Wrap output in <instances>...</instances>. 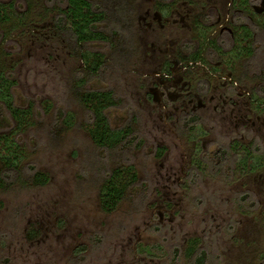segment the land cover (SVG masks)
<instances>
[{
    "label": "rangeland",
    "instance_id": "obj_1",
    "mask_svg": "<svg viewBox=\"0 0 264 264\" xmlns=\"http://www.w3.org/2000/svg\"><path fill=\"white\" fill-rule=\"evenodd\" d=\"M90 2L118 13L102 25L109 41L79 48L101 56L94 74L71 35L50 30L63 0H0V68L15 81L14 105L30 108L32 121L15 136L20 175L0 188V264H194L200 252L201 264H264L262 30L252 28L261 49L242 63L231 60L243 54L235 45L243 37L230 36L240 23L229 0ZM187 57L205 65L188 66ZM227 60L236 86L221 82ZM107 90L116 101L105 111L109 126L130 131L112 150L94 144L93 116L80 102L83 92ZM241 112L249 125L236 143L230 136ZM191 114L201 128L181 122ZM14 128L0 104V134ZM128 166L135 181L103 211L102 183ZM36 173L43 184L32 181ZM190 239L197 244L188 259Z\"/></svg>",
    "mask_w": 264,
    "mask_h": 264
},
{
    "label": "trees",
    "instance_id": "obj_2",
    "mask_svg": "<svg viewBox=\"0 0 264 264\" xmlns=\"http://www.w3.org/2000/svg\"><path fill=\"white\" fill-rule=\"evenodd\" d=\"M63 2L65 3L64 8H57V12L52 17V28H50V30H54L58 34H63L66 32L67 34H70L72 41L76 45L78 53L79 48L83 45L87 46L90 43H95L99 41H109L107 30L102 29V25L110 21V12H112L111 15L113 16L114 14L118 15L115 7L111 9L109 8V11L106 10L107 13H105V11H102L98 6H94L90 2V0H63ZM231 6L234 9L236 8L248 10L245 0H235L233 5ZM3 18L7 19V16L4 15ZM235 20L237 22H240L239 20L241 19L236 18L234 19V21ZM238 25L234 27V29H238L235 31L236 33L234 37H236V34H238L237 37L242 36L243 38L239 40V42L242 40L245 41L249 39L251 36L250 30L244 26H241L240 24ZM235 45H239L238 47H242L240 46V44ZM233 48L234 49L231 50L232 52L235 51V46ZM246 49L250 48L246 45V47L241 49V51L245 52ZM252 52L253 50H251L250 54L246 53V57H249ZM228 55L232 56L231 52ZM241 55L242 54L238 56L237 54L236 58L235 56H232L233 58H231V60H237L239 62L241 61L242 63L246 62L243 60V58L246 57H243ZM3 56L6 57L8 56V54L3 52ZM79 56L83 59L84 64H88L89 67H91V71L93 72V74L101 68L102 62L100 60L101 56L99 54L84 51L80 52ZM184 59L185 60H183V62H199V60L197 59H188V57ZM239 65V71H246L242 69L243 65ZM261 65H264V60L263 64H260V66ZM223 67L225 68L224 70L229 74L234 73L235 67L233 66L230 60L223 62ZM8 75L9 73L7 70L4 71L2 68H0V104L8 112L11 121H14L15 128L10 132V134H0V165L2 167L0 171V188H6L8 186L6 182L11 173H16L17 175L20 173V165L21 161L24 159V154L22 150H20L19 144L15 136L18 132L24 131L25 129L29 128L32 123L30 118V108L28 109L27 107L24 109H20L16 107L13 103L11 89L14 86L15 81L14 79L9 78ZM243 77L246 78L245 76ZM243 77L238 76L240 81L243 80ZM260 80L264 81V70L262 71V76L260 77ZM251 95L252 96H250V98L256 100L257 102L259 101V97L258 99L256 96L254 97L253 94ZM80 99V102L84 103L86 106L88 105L89 112L93 116V128L90 130V137L93 140L94 144L99 148H104L107 150H112L119 147V145L128 137L130 131L128 130V128L112 129L108 124L107 118L105 116V111L116 105L113 93L109 90L86 91L81 94ZM259 104H261L260 101L256 103V106H258ZM181 118V122H183L184 125L187 126L197 124L198 121V118L193 114L189 116H183ZM64 122L68 123L67 118ZM31 179L37 184H43L46 181V178L40 173L34 174ZM134 181L135 173L129 166L127 168H117L112 171L108 179L103 182L100 187L99 200L101 204V209L105 212H112L116 208L117 204L124 197L128 189H130L129 186ZM263 214L262 225L264 228ZM196 244L197 241L195 239H190L187 242L184 251L185 256H187L188 259L191 258L193 252H196ZM83 250L84 247H78L75 251L76 253H78ZM203 257L204 253L200 252L198 256L194 259V264H201Z\"/></svg>",
    "mask_w": 264,
    "mask_h": 264
},
{
    "label": "flooded vegetation",
    "instance_id": "obj_3",
    "mask_svg": "<svg viewBox=\"0 0 264 264\" xmlns=\"http://www.w3.org/2000/svg\"><path fill=\"white\" fill-rule=\"evenodd\" d=\"M246 1V4H247V8H248V10H242V9H234L233 7H232V9L236 12L235 13V17L234 18H232L233 19V21H234V19H236V18H240L241 20H239L240 22H237L236 20L234 21V22H237V23H240V25L241 26H244V27H246V28H248L249 30H250V32H251V36H250V38L249 39H247V40H245V41H241V43H239L240 44V46H242V47H240L241 49H243L244 47H246V45L251 49V50H253V52L252 53H255L254 54V56H253V58H255V56H256V54H257V51L258 50H260L261 49V44L260 45H256V43H255V38H254V33H253V27H258V29H260V30H262V31H260V32H262L263 34H264V0H245ZM256 1H259V7L258 6H256V5H254V2H256ZM231 4H232V0H229V2H228V6H231ZM171 15H172V13L170 14V18H171ZM175 16H179V14H176ZM254 16V17H253ZM179 17H181V16H179ZM189 17V16H188ZM175 18L176 17H174L173 19H171V20H169V22L171 21V22H175L174 20H175ZM182 18V17H181ZM254 19H257V20H254ZM257 21H258V24H257ZM242 22V23H241ZM261 24H263V25H261ZM235 26H237V25H234V27ZM239 26V25H238ZM253 28V29H252ZM234 29V28H233ZM252 29V30H251ZM231 38H233L234 36H235V32L233 33L232 31H231ZM249 42V43H248ZM233 48V47H232ZM232 52V51H231ZM241 56H243V57H246V53L244 54V52H243V54L241 55ZM242 57V58H243ZM252 57V56H251ZM252 58H250L249 59V57H246V58H243V60L244 61H249V60H251ZM264 59V58H263ZM260 62L262 61V60H259ZM197 64L196 65H198V66H201V64H200V62H196ZM188 64V66H190V65H192L191 64V62L190 63H187ZM193 64H195V63H193ZM177 65V66H176ZM176 67H175V70H177V69H179V73L178 74H183L184 72V70H185V68H184V66H183V64L179 61V62H177L176 63ZM205 64H202V66H204ZM209 68H211V67H213V66H208ZM211 69H213V70H215V69H217V68H211ZM259 73H261V76H262V71H260ZM259 73H258V75H259ZM178 74H176V75H178ZM174 75H167V76H165L164 77V79H166V80H168V79H170V78H172ZM180 77L181 76H179L178 77V79H180ZM212 77V76H211ZM176 79V78H175ZM174 79V80H175ZM214 79H216V76L214 77ZM173 80V81H174ZM231 81H232V84L234 83V85H235V82H234V80H232V78H231V76H230V74L227 72V74H226V77L225 78H223V79H221V82L222 83H224V84H228V83H230L231 84ZM236 86V85H235ZM207 87V86H206ZM205 88H203V89H197L196 91L198 92V93H201V92H203V91H205L204 90ZM224 91H227V89H225ZM233 91V90H232ZM227 92H229V91H227ZM236 92V91H235ZM232 93V92H231ZM202 94V93H201ZM261 105H263L264 106V104H261ZM232 113H237V111L236 110H233V111H231V112H229L226 116H225V119H227V120H230L233 116L231 115ZM242 113V112H241ZM246 116H247V113H242V117H241V115H239V122H236V123H234L232 126H233V133H232V135L230 136L231 137V139H230V141H235L236 143H237V141H239V140H241L242 138H243V136H244V134H242V133H240V131H241V129H242V127L246 124L245 123V120H246ZM196 117H198V116H196ZM222 118L221 119H224L223 118V116H221ZM241 117V118H240ZM257 120H259V117H255ZM238 121V120H237ZM197 125L200 127V125L197 123ZM248 125L249 124H246V128L248 127ZM253 125V124H252ZM201 128V127H200ZM201 131H202V129H201ZM264 132V131H263ZM262 132V133H263ZM204 132H202V134H203ZM198 135H201V133L200 134H198ZM254 139H259L260 138V136H258V135H256V136H252ZM219 143H216V145H218ZM194 146H195V144H194ZM196 147V146H195ZM195 150H196V148H195ZM197 150L198 151H200L198 148H197Z\"/></svg>",
    "mask_w": 264,
    "mask_h": 264
}]
</instances>
